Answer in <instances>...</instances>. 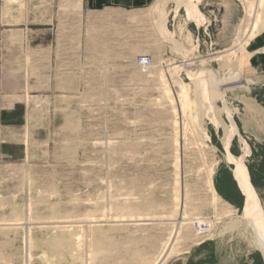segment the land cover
Masks as SVG:
<instances>
[{"label":"rangeland","instance_id":"374dc122","mask_svg":"<svg viewBox=\"0 0 264 264\" xmlns=\"http://www.w3.org/2000/svg\"><path fill=\"white\" fill-rule=\"evenodd\" d=\"M138 16L115 35L91 18L57 94L35 88L32 50L9 52L0 264H264L227 160L248 145L264 216V0H156Z\"/></svg>","mask_w":264,"mask_h":264},{"label":"crops","instance_id":"0c3cea01","mask_svg":"<svg viewBox=\"0 0 264 264\" xmlns=\"http://www.w3.org/2000/svg\"><path fill=\"white\" fill-rule=\"evenodd\" d=\"M155 1L0 0V98L4 95L9 98L8 94H18L9 90V52H17L20 60V52L32 50L35 88L39 85L40 91L44 87L46 92L49 88V94H57V84L54 83H57V73L61 72L64 76L70 74L66 66L67 55L70 51L79 49V36L81 46H84L86 36L90 34L91 18L106 16L108 19L99 25L106 28L109 35L119 33L122 27H128L132 31L138 27V20L122 23L119 19L128 15H143ZM257 61L259 68H264V57H258ZM63 67L64 69L60 70ZM6 103L8 101L0 100V106ZM17 105V102L10 104L9 109H15ZM261 132V135L254 136L258 143H264V129ZM191 249L196 251L194 247ZM186 254L189 252L182 255ZM188 259L189 257L186 261Z\"/></svg>","mask_w":264,"mask_h":264},{"label":"bare ground","instance_id":"6f19581e","mask_svg":"<svg viewBox=\"0 0 264 264\" xmlns=\"http://www.w3.org/2000/svg\"><path fill=\"white\" fill-rule=\"evenodd\" d=\"M188 11H189V19L190 18L196 19V20L199 19L198 18L199 14L197 12L195 5L188 6ZM202 93H204V92H202ZM208 93H210V92H208ZM202 96H204V94ZM209 98L210 97H208V99ZM202 99H205V97L204 98L202 97ZM199 100L201 102V98H199ZM216 117H218V116H216ZM231 125H232V127H229V128L226 127L227 129H225L224 138H223L224 139V145H225V148L227 150H229L231 143H232V140H233L236 132L238 131L236 124L234 122ZM249 154H250V149H249L248 145H246L244 148V153L242 156L235 158L231 154H229V157L227 160L235 165V170H234L235 178H236L243 194L246 197V205H245V208L243 210V218L248 225H251L256 230V231H254V233L257 232V247L260 249V251L262 252V254L264 256V220H263L264 216H263L262 209L260 206L259 198L256 194V191H255L253 185L250 182L249 172H248V169L245 165V159Z\"/></svg>","mask_w":264,"mask_h":264},{"label":"built area","instance_id":"2783aa9c","mask_svg":"<svg viewBox=\"0 0 264 264\" xmlns=\"http://www.w3.org/2000/svg\"><path fill=\"white\" fill-rule=\"evenodd\" d=\"M135 66L142 69H152L155 66L154 59L150 55H140L135 60ZM211 227V224L206 222H197L196 223V229L201 234L206 233Z\"/></svg>","mask_w":264,"mask_h":264}]
</instances>
